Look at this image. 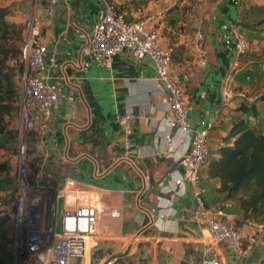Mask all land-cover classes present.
<instances>
[{
  "label": "crops",
  "instance_id": "1",
  "mask_svg": "<svg viewBox=\"0 0 264 264\" xmlns=\"http://www.w3.org/2000/svg\"><path fill=\"white\" fill-rule=\"evenodd\" d=\"M112 1L128 18L156 26L160 43L173 46L171 74L176 80L190 73L184 83L189 103L186 124L200 129L216 121L210 156L200 173L206 205L214 209L220 200L227 201L230 205L221 217L245 237L257 233L258 239L243 251L225 242L211 243L206 250L210 239L203 221L195 217L190 185L186 183L184 193L165 192L164 187L172 186V173L184 175L187 165L185 158L176 161L162 155L174 148L166 142V134L178 137L180 132L167 123L171 111L166 95L155 90L153 60L135 59L127 50L111 57L80 52L103 16V0H59L53 15L42 0H0L9 11L7 19L22 29L23 36L28 21L40 27L47 49L44 74L60 85V100L50 119L30 136L44 163L42 187L55 193L71 181L119 211V216L99 218L87 264H92L97 250L101 253L96 264H200L206 258H216L220 264H264V221L245 218L240 206L249 194L241 189L228 197L224 180L212 175L210 168V161L220 157L219 148L233 144L234 138L225 139L237 119H245L264 135V100L225 104L223 98V83L235 56L236 29L249 41L243 59L247 66L237 75L236 85L248 94L264 90V32L242 27L244 0ZM253 2L264 4V0ZM198 33L203 34L207 51L201 68L193 64ZM246 75L252 80L247 81ZM252 103L256 115L242 107ZM127 109L136 114L128 143L117 118ZM59 209L60 205L58 214Z\"/></svg>",
  "mask_w": 264,
  "mask_h": 264
},
{
  "label": "built area",
  "instance_id": "2",
  "mask_svg": "<svg viewBox=\"0 0 264 264\" xmlns=\"http://www.w3.org/2000/svg\"><path fill=\"white\" fill-rule=\"evenodd\" d=\"M46 4L49 15L55 13L59 0H42ZM105 11L97 23L94 34L81 46V54L86 56L92 52H103L111 57L120 51L127 50L135 59L151 57L155 67V90L165 94L170 107L171 116L167 118L170 127L177 128L179 136L166 134L165 139L170 147L162 153L176 161L185 158L187 170L184 175L172 173L170 184L164 187L165 192L177 191L184 193L186 183L192 189L196 202L195 217L203 221V229L211 243H228L235 250L243 251L252 248L258 234L245 237L242 231L221 217L224 209L230 204L220 200L214 209L205 202L203 189L200 186V173L204 163L210 156V133L215 126V119L200 129L186 124L189 103L184 83L190 80V73L185 72L181 81L171 74L173 64V46L160 43L159 29L145 19H130L123 10L110 0H103ZM235 56L231 70L223 83L225 104L236 99L255 101L264 90L248 94L238 89L236 79L247 62L243 59L249 48V41L239 29L235 32ZM198 55L193 64L201 68L206 64L207 51L203 34H197ZM46 45L41 39V29L34 21L26 26L21 57L24 71L19 84V129L16 168L12 175L19 196H15L8 204L0 201V212L8 213L12 221V236L15 244L14 264H87L90 261V248L101 216L116 217L119 211L110 205L98 201L94 192L77 187L68 181L55 193L45 190L40 179L45 175L44 163L32 183L30 174L29 154L30 141L28 133L44 127L50 119L52 107L60 100V85L48 80L44 74V55ZM264 71V65L262 66ZM246 80L252 78L246 75ZM119 125L129 142L136 114L133 110L119 113ZM176 138L179 139L175 143ZM161 154V153H160ZM62 212L58 214V207ZM169 214V213H167ZM163 217V215H161ZM200 264H220L216 258H206Z\"/></svg>",
  "mask_w": 264,
  "mask_h": 264
},
{
  "label": "trees",
  "instance_id": "3",
  "mask_svg": "<svg viewBox=\"0 0 264 264\" xmlns=\"http://www.w3.org/2000/svg\"><path fill=\"white\" fill-rule=\"evenodd\" d=\"M118 9L122 10L120 7ZM8 15L9 11L0 5V141L3 142L2 144L11 139L18 140V131H12L10 125L19 113L18 79L20 73L24 71V63L17 64L15 68L8 64V60L13 57L17 58L21 51L16 47L7 48L6 45L13 44L15 35H18L23 43L25 38L22 29L13 26L7 19ZM242 20L244 29L259 27L264 32V4L244 9ZM248 33L250 36L258 35L253 32ZM260 99L264 100V93ZM246 102L243 100V103ZM242 107L245 111L257 114L255 103H252L251 107L242 104ZM33 133L35 132L28 133L29 141ZM232 138H234L233 144L222 145L219 148L220 157L210 161L211 174L224 180L223 190H228V197L241 189L249 194L248 198H242L240 201L245 218L264 221V135L241 118L234 122L225 141ZM32 139L30 144L35 147V138ZM29 154L33 155L30 150ZM40 164L41 159L39 153L36 152L30 160L29 178L32 183L37 181ZM8 171V165L0 163V173H7L3 180L13 182L16 188L14 177L9 176ZM45 176L40 179L41 184L46 180ZM227 182L230 184L228 185ZM12 242L11 217L8 213L0 212V264H14Z\"/></svg>",
  "mask_w": 264,
  "mask_h": 264
},
{
  "label": "rangeland",
  "instance_id": "4",
  "mask_svg": "<svg viewBox=\"0 0 264 264\" xmlns=\"http://www.w3.org/2000/svg\"><path fill=\"white\" fill-rule=\"evenodd\" d=\"M131 1H135V0H131ZM140 1V0H139ZM256 5L253 0H244V9L246 10L247 8ZM20 28V27H18ZM21 30V28H20ZM18 35H15V38L13 39L14 42L12 45L8 44L6 45L7 48H19L20 51H22V45L23 42L21 39L18 38ZM25 37V35H24ZM14 55V54H13ZM23 63V58L21 57V54L18 53L17 58L13 57L11 59L8 60V64L11 67L17 66V64ZM23 73H20V77L18 79V87L20 84V80L22 77ZM19 123H20V117H19V113L16 114V117L13 119L12 121V127H10V129L12 131H18L19 129ZM3 142L0 141V163H6L8 165L9 168V176L12 175V172L14 170V168H16V161H17V145H18V140L17 139H11L9 142H4V144H2ZM30 152H34L35 151V147L33 146V144H30V148H29ZM35 153V152H34ZM7 176V173H0V201H3L4 203L8 204L13 198H15V196H19L20 194V190L15 186L14 183L10 182V181H5L3 180V178ZM60 214L62 212L61 209V202H60ZM59 214V215H60ZM14 241V239H13ZM12 249H13V253L15 256V244L14 242H12ZM13 256V259H14ZM14 261V260H13ZM15 263V262H14Z\"/></svg>",
  "mask_w": 264,
  "mask_h": 264
},
{
  "label": "water",
  "instance_id": "5",
  "mask_svg": "<svg viewBox=\"0 0 264 264\" xmlns=\"http://www.w3.org/2000/svg\"><path fill=\"white\" fill-rule=\"evenodd\" d=\"M100 250H97L95 253H93V255L91 256V263L92 264H96V260H98V258L100 257Z\"/></svg>",
  "mask_w": 264,
  "mask_h": 264
}]
</instances>
